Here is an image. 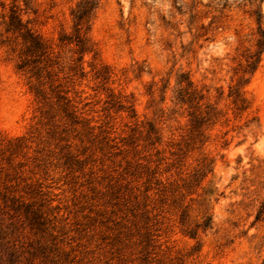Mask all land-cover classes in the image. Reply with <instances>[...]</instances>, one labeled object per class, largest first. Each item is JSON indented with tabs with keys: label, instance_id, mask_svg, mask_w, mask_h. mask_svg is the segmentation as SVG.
Wrapping results in <instances>:
<instances>
[{
	"label": "rangeland",
	"instance_id": "374dc122",
	"mask_svg": "<svg viewBox=\"0 0 264 264\" xmlns=\"http://www.w3.org/2000/svg\"><path fill=\"white\" fill-rule=\"evenodd\" d=\"M97 1L0 0V264H264V0Z\"/></svg>",
	"mask_w": 264,
	"mask_h": 264
},
{
	"label": "trees",
	"instance_id": "16d2710c",
	"mask_svg": "<svg viewBox=\"0 0 264 264\" xmlns=\"http://www.w3.org/2000/svg\"><path fill=\"white\" fill-rule=\"evenodd\" d=\"M98 8V1L97 0H81L80 4L78 5V8L74 10L73 16L75 20V26L76 31L79 33L80 30L84 29V27L89 23L90 18L94 12L95 9ZM258 23L261 24L262 21V14L258 13ZM25 26L23 25V21L21 20V17L17 15L14 11L11 14L10 17V23L8 30H19L23 31ZM259 40H258V47L260 48L259 54L261 55L264 53V28L260 27V33H259ZM22 37L25 40L26 44L28 45L27 50L29 53L44 56L47 53V45L43 42L41 37L38 35H35L31 30L26 29L24 32H22ZM80 36L78 35V38ZM81 41V40H79ZM82 42V41H81ZM84 45L82 43L81 45V51L84 50ZM252 60V57H250ZM250 62V61H249ZM260 62L259 57L252 61L250 63V67L252 69H256L258 63ZM27 63L25 62L20 66V69L26 67ZM192 87V83H188V88ZM239 90H236V94L239 97L238 101L240 103L241 109H245V101L240 98ZM203 99V97L199 96L196 91H182L180 93V96L178 97L179 103L181 104H191V108L194 110L189 114L191 116V122L193 124V127L196 128L198 131L211 120V114L210 112H205V115L203 114V111H201L200 102ZM207 170L212 171V168ZM264 213V204L262 205L260 209V213L258 214L257 219L259 220L261 217V214ZM212 223V218L209 217L204 222V227L208 228Z\"/></svg>",
	"mask_w": 264,
	"mask_h": 264
}]
</instances>
